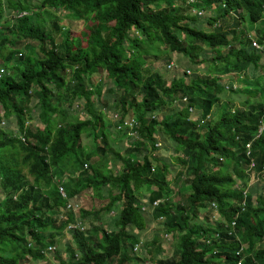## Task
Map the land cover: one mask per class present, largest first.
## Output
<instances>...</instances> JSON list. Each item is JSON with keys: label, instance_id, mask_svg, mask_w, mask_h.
Returning <instances> with one entry per match:
<instances>
[{"label": "trees", "instance_id": "obj_1", "mask_svg": "<svg viewBox=\"0 0 264 264\" xmlns=\"http://www.w3.org/2000/svg\"><path fill=\"white\" fill-rule=\"evenodd\" d=\"M6 8L15 11L13 19L6 18ZM194 8L201 14H190ZM50 9H61L71 20H83L88 31L74 37L72 29L64 31L57 20L39 22L38 12L52 17ZM21 12L26 14L18 16ZM218 18L230 20L229 24H216ZM6 19L8 34L0 29V67L5 70L0 74V185L11 192L0 199V264H21L26 252L33 259L43 258L47 247L55 246L54 238L65 230L75 249L66 247L68 259L61 258V264L145 261L146 254L161 251V246L157 248L155 240L146 242L151 248L142 253L144 260L133 251L140 245L137 232L149 223L143 206L152 208L151 216L161 219L166 232L179 240L170 259L155 262L152 257L149 264H264V199L258 197L254 203L247 194L243 206L242 189L229 172L234 162L236 177L244 176L238 164L241 159L249 163L248 142L254 168L264 170V101L248 110L232 103L214 123L205 118L226 91L221 77L196 74L189 80L173 78L167 84L158 72L144 67L141 55L147 52L145 44L158 51V43L198 63L201 44L212 51V72H242L249 64L264 66L251 45L254 37L259 43L264 41V0H39L35 7L20 0H0V23ZM203 20L205 27L200 25ZM242 22L248 26H241ZM58 30L63 31L56 40ZM132 30L134 35H130ZM13 38L25 41V52H15ZM84 38L83 45L80 39ZM31 41L37 47L30 46ZM98 70L112 83L109 96L116 95L114 130L125 136L116 126L128 114L137 119V136H125L129 141L125 158L112 152L106 115L93 102L101 94L89 78ZM183 96L201 109V119L191 120L187 107L175 110V101ZM78 98L84 100L83 118L70 114ZM33 112L40 123L30 125L27 118ZM13 116L19 135L8 126ZM260 125L263 130L255 136ZM157 128L180 148L176 177L187 182L186 203L170 198L171 164L150 151L157 149ZM84 133L98 142L91 150L82 144ZM108 152L121 159V170L110 168ZM219 155L224 161L218 160ZM210 157L218 169L208 171ZM65 174L68 179L61 182ZM58 184L66 198L60 195ZM152 185L157 189L148 192ZM134 187L149 193L144 202ZM85 190L108 199L102 209L114 214L115 230L93 226L89 233L68 228L77 219L75 211L65 209L66 202ZM159 198L163 202L153 206ZM212 202L218 204L225 224L219 220L197 224L200 208L208 209ZM79 213L82 218H97L100 210L82 208ZM233 219L240 241L228 235L225 227ZM207 239H212L211 244H206ZM241 243L246 247L241 248Z\"/></svg>", "mask_w": 264, "mask_h": 264}, {"label": "rangeland", "instance_id": "obj_2", "mask_svg": "<svg viewBox=\"0 0 264 264\" xmlns=\"http://www.w3.org/2000/svg\"><path fill=\"white\" fill-rule=\"evenodd\" d=\"M22 3H26L27 5H31L32 7L39 5V0H20ZM35 10L39 9L36 7ZM198 11L197 8H194L193 10H190V14H194ZM199 14H201V11H198ZM50 13H52V17L49 16V14H44L43 12H38V21L43 22L46 24H49L52 20H57L59 23V27L62 28L64 31L70 27L72 29V35L79 36V34L82 32L88 31V29L85 27V22L83 20L74 21L67 17H65V13L61 10H52L50 9ZM205 13V12H204ZM6 18L7 19H13V16L15 14V11L12 9H7L5 11ZM19 14V13H18ZM211 14V12H210ZM237 15L239 13H236ZM4 20L0 23L1 31L3 34H8L5 27L8 24V20ZM230 20H223L221 18H218L215 20V23L218 22L221 25H228ZM201 21L198 22V24ZM91 23V22H89ZM87 23V24H89ZM224 23V24H223ZM260 22H257L259 24ZM201 24L207 25L205 21L203 20ZM256 25V24H255ZM230 26V25H229ZM241 26L247 27L248 24L246 22H242ZM232 27V26H231ZM58 30L55 31V37L56 40H59L61 38V31ZM134 31L132 30L130 32V35H134ZM11 35H9L10 37ZM232 35L229 34L228 38H231ZM14 39V38H13ZM79 39V38H77ZM16 45L13 47V49L18 51H21L22 53L25 52V47H23V43L25 41L21 40H15ZM27 43V42H26ZM81 44H85V38L80 39ZM30 46L37 47L36 41L29 42ZM200 46L199 55L196 58V62L191 60V58L184 54V53H178V52H168L166 47L164 45H160L156 43L157 50L154 51L153 49H150L148 45H144L143 47L147 49V52L144 51L141 53L145 64L144 67H146L150 71H156L158 72L162 78L169 84L173 78H179L184 77L185 80H189L192 76L199 74V75H213L214 77H221L224 82H237V85H242L243 91L238 93H233L226 91L224 94L221 95L220 100L218 104L214 105L212 108L213 110V122L215 123L218 121L220 116L222 115V111L226 109L228 106L233 103L236 107H244L247 103H255L257 101H260L262 98H264V74L261 72V68H248L246 71L243 72L244 75L241 73H237L236 71H229L227 73H215L211 71V66L213 63L211 62L212 57V51L206 48L205 46L198 44ZM225 52V51H224ZM203 57H206L205 59ZM221 64V63H220ZM218 63L217 66H220ZM187 70H190V73H188ZM208 72H210L208 74ZM185 73V74H184ZM90 82L93 84L94 88H97L99 86V91L101 94V98L93 97V102L97 110H102V112L106 115L105 116V123L107 124L106 131L109 132V141L111 145L112 152H119L121 155L127 157V153L125 151L126 146L129 144V141L125 139V136H122L120 133H117L113 126H112V114L116 112L114 110V104H115V94H111L109 96V93L107 91L108 88L112 86V83L109 82L108 79L104 76L103 70H98L97 72L93 73L91 77L89 78ZM75 104L72 110H70V114H73L75 116H82L80 118H83L85 116V110L82 108L84 105V100L81 98H78L77 101L75 100ZM73 104V103H72ZM72 106V105H71ZM175 108H180L181 102L180 100H176L174 103ZM32 108H34L35 112H37V108L34 107V104H32ZM0 112H2V109L0 107ZM33 112L31 115L32 117H28L27 120L31 124L40 123L37 120V114ZM195 112H199L198 110H195ZM163 113L170 114V110H164ZM163 113H161L160 116H163ZM8 126L9 128L16 134H18L17 129V123L15 117H11L8 119ZM157 142H156V148L157 149H151L153 155H156L158 159L167 160L168 163H170V172L167 176L168 181V188L170 189V198L175 199L180 202H185L188 199V185L186 183L181 182V178L179 180L178 177H176V172L179 167V164L176 160V157L181 155L180 148L173 143L169 138L165 137L157 128L155 130ZM82 144L84 145V148L86 150H91L94 148L95 144H97V141H94L91 135L84 133L81 136ZM144 151V148L141 152ZM112 152H108V160H109V166L112 169L115 170H121L122 169V161L121 159L114 155ZM140 155V154H139ZM217 157V156H214ZM215 158L210 157L208 160H206V164L208 169H210L213 166ZM233 162L230 164L229 172L234 174L233 169ZM217 167V166H214ZM86 168V167H85ZM243 168H247V166L243 165ZM249 173L245 174L243 178L241 179V182L245 186L243 188H246L245 194H251L252 200L255 203L257 197H262L264 199V172L253 174L248 170ZM68 176L67 174L63 175L60 178L61 182L67 181ZM58 182V181H57ZM170 186V187H169ZM140 187L136 188L134 187L135 193L138 195V199H142V202L145 201L147 198L148 192L152 190H156L157 187L155 185H152L150 187V190L145 191L144 188L140 189ZM144 191V194L141 195ZM179 190V193H178ZM139 191V192H138ZM11 192V191H10ZM10 192H5L4 189L0 185V199H3L5 195L9 194ZM7 193V194H6ZM164 200V198H159ZM108 201L107 198L104 199H98L95 197L91 190H85L82 193H80L77 196H74L73 198L69 199V202L72 203L75 211V218L77 221L82 220L83 225L85 226V229L87 232L91 233V228L93 226H100L102 228L115 230L116 226L113 222L114 214L112 212H107L103 210V206ZM92 211V210H100L99 217H93L89 215L88 217L82 218L80 216L79 210L81 209ZM64 209V208H63ZM205 208H200L201 216L199 215L198 218H196V223L200 224L202 222H211V217L205 216ZM144 216L149 221V223L146 225V228L141 230V232H137L134 229V232H137L139 234V247L138 249L134 251L135 255L138 257H141L143 252L151 248L149 245L150 243L146 242H153L155 240V246L160 245L161 251L156 252H150V256H148L146 253L145 260L149 262L150 258L154 257L155 262L159 258H171L173 256V248L176 247L179 248V240L176 238H173L171 235L166 236V229L163 223H161L159 220L161 219H155L151 216V210L150 208L146 207L144 209ZM215 224V222H213ZM170 233V232H169ZM55 242L53 245L54 249L52 251L46 252L45 256L43 258L33 259L28 252L25 253L23 259L20 261L21 264H61V258H63L65 261L68 259V252L66 247H72L75 249V243L72 239L71 234L68 231H63L60 235L54 238ZM142 243V245H141ZM148 244V245H145ZM158 245V246H159ZM158 246H156L158 248ZM246 246V245H245ZM142 258V257H141ZM169 258V259H170ZM138 261V263H142L143 261Z\"/></svg>", "mask_w": 264, "mask_h": 264}, {"label": "clouds", "instance_id": "obj_3", "mask_svg": "<svg viewBox=\"0 0 264 264\" xmlns=\"http://www.w3.org/2000/svg\"><path fill=\"white\" fill-rule=\"evenodd\" d=\"M23 14H26V12H21V13H19L18 14V16H20V15H23ZM258 22H261V20L260 21H258ZM0 28H1V26H0ZM251 45H252V53L258 58V56L260 55V59H259V62L261 61V62H264V41H262V43H259L258 41H257V39L254 37V39H251ZM18 55H19V53H18ZM263 65H259L258 67H256V66H252L251 64H249L244 70H242V72H237V73H241L242 75H244L243 74V72L244 71H246L248 68H255V69H257V68H261V72L264 74V69H263ZM188 71V73H190V70H187ZM231 71H234V70H231ZM185 74V73H184ZM212 77H213V75H211ZM220 82H222L223 84H224V87H225V90L226 91H229V89L230 88H232L234 91H233V93H238V92H242L243 91V88H242V85H237V82H224L223 81V79L222 78H220ZM226 91H224L223 93H221L220 94V97H221V95L222 94H224ZM180 102H181V107L180 108H185V107H187V109H188V111H189V113H190V116H189V118L191 119V120H197L198 118L199 119H201L202 118V114H201V109L200 108H198V107H196V106H194L193 104H190V100H189V98L188 97H186V96H183V97H181L180 99ZM264 101V98H262L260 101H257V102H255V103H247L246 105H244V107H241V108H243V109H245V110H248L252 105H255V104H259L260 102H263ZM216 104H218V103H216ZM215 104V105H216ZM232 104V103H231ZM214 107V106H213ZM180 108H175V110L177 111V110H179ZM236 108H240V107H236ZM195 110H198L199 112H195ZM225 110V109H224ZM223 110V111H224ZM223 111H222V113H223ZM170 114H171V112H170ZM166 115H168V114H166ZM128 116H130V117H134L135 119H136V117L134 116V115H132V114H128ZM210 119V120H213V110H211V112H209V115H207V117L205 118V119ZM136 122H137V119H136ZM137 126V125H136ZM263 130V126L262 125H260L259 126V128H258V133L255 135V136H258L259 135V133L261 132ZM245 155H246V157L247 158H249V163H244L243 161H242V159L239 161L240 162V164H238V167H239V169L238 170H242L243 169V165H245V166H247V168H245V169H243V171H244V175L246 174L245 172H247V173H249L248 172V170L251 172V173H253V174H258V173H263L264 172V170L263 171H257L255 168H254V165H255V163L253 162V158L250 156V150H251V148H250V142H248V143H246V145H245ZM218 158V160L220 161V162H222V161H224V158L222 157V156H218L217 157ZM233 165H234V162H233ZM214 166H216V165H213L210 169H208V171L209 170H216V169H218L219 168V166H217V167H214ZM251 168H254V170L255 171H251L250 169ZM233 172H234V174H232L234 177H235V179L239 182V189H242V194H243V201H242V205L243 206H245V200H246V194L244 193L245 192V190H246V188H243V186H242V184H243V182H241V179L243 178V176H242V178H237L236 177V171H234L233 170ZM258 198V197H257ZM256 198V199H257ZM257 201V200H256ZM256 203V202H255ZM147 206H143V208L145 209ZM149 208V207H148ZM150 210H152V208H150ZM205 216H208V217H211V214H212V220L213 221H217V220H219L220 222H222V223H224L223 222V216H222V214L219 212V206H218V204H216L215 202H212V203H210V206H209V208L207 209V208H205ZM202 214V213H201ZM238 215V213L235 215V216H237ZM80 221H82V220H80ZM82 223H83V221H82ZM225 224V223H224ZM235 225H236V221L233 219L232 221H230L229 222V224H226L225 225V227H228V235H231V234H234L235 235V239L236 240H238V241H240V239H239V236L237 235V234H235L234 233V229H235ZM171 235V233H169V232H166V236L168 237V236H170ZM172 236V235H171ZM207 240H209L210 242H207ZM207 240H205V242H206V244H211V241H212V239H207ZM246 244H243V243H241V248H245L246 246H245ZM144 259H145V257H144ZM143 259V257H142V260H144ZM133 262H134V260L130 263V264H133ZM138 261H135V263L134 264H136ZM240 262V261H239ZM148 264H149V262H148Z\"/></svg>", "mask_w": 264, "mask_h": 264}, {"label": "built area", "instance_id": "obj_4", "mask_svg": "<svg viewBox=\"0 0 264 264\" xmlns=\"http://www.w3.org/2000/svg\"><path fill=\"white\" fill-rule=\"evenodd\" d=\"M5 70L3 67H0V74L3 73ZM113 119L115 121H118V113H115L113 115ZM137 125V122H136V119L134 117H130V116H126L117 126L116 128L118 130H121L122 132L125 133V136L126 137H129L130 138L132 137H136L137 136V133H136V130H135V127ZM84 166H86V164H84ZM58 190H59V193L62 197L66 198V192L63 188L62 185L58 184ZM163 202L162 199H157L153 202V206H157L159 203ZM67 210H74V207L72 205V203L69 202V199L67 200L66 202V208ZM68 228L70 229H76V230H79V231H83L85 229V226L83 225L82 221H74L72 223H70L68 225ZM207 242H210L209 240H207ZM139 247V244H136L134 247H133V250H137ZM54 249V246H48L47 247V250L48 251H52ZM136 264H148V261L145 260L143 261L142 263H136ZM239 264V262H238Z\"/></svg>", "mask_w": 264, "mask_h": 264}]
</instances>
